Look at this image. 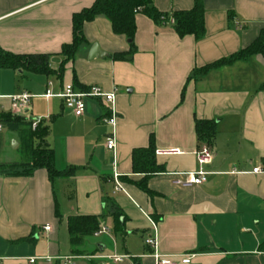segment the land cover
<instances>
[{"label": "crops", "instance_id": "obj_1", "mask_svg": "<svg viewBox=\"0 0 264 264\" xmlns=\"http://www.w3.org/2000/svg\"><path fill=\"white\" fill-rule=\"evenodd\" d=\"M95 0H0V50L48 55L51 74L0 69L1 116L30 124L42 119L55 171L40 168L16 174L32 164L23 149L27 127L0 131V264H154L144 244L156 237V252L192 255L189 264H264V58L251 56L231 66L191 78L200 69L249 47L264 29V0H200L205 36L179 38L170 26H157L143 14L135 17V52L127 60L113 57L130 50V42L112 33L99 16L82 29L86 43L75 58L63 62V45L71 43L72 15ZM160 13L190 11L195 0H152ZM231 17V18H230ZM234 23L242 28L235 29ZM97 45L102 58L88 59ZM63 62V64H62ZM62 67L61 73L59 68ZM49 84V85H48ZM116 91V171L124 192H113L112 154L105 148L111 128L99 100H86L75 117L57 97L65 86ZM31 96L27 117L12 114L9 96ZM214 121L212 162L201 186L177 188L170 174L197 170L196 121ZM177 150L157 156L164 170L146 177L132 171L131 154L147 148ZM37 142L35 143V145ZM9 152L19 155L9 158ZM105 201L125 216L123 234L114 230ZM96 216L109 234L70 244L67 219ZM155 226V230L152 227ZM48 227V230H44ZM106 256L124 257L119 263Z\"/></svg>", "mask_w": 264, "mask_h": 264}, {"label": "trees", "instance_id": "obj_2", "mask_svg": "<svg viewBox=\"0 0 264 264\" xmlns=\"http://www.w3.org/2000/svg\"><path fill=\"white\" fill-rule=\"evenodd\" d=\"M138 14L147 16L157 26H170L179 38L192 36L196 41H199L205 36L204 12L200 0H195V5L190 11H174L171 13L158 12L154 8L152 0H95L90 8L72 15L71 43L62 46L59 56L64 58V63L72 61L80 46L86 43L82 32L84 24L102 16L110 23L114 35L122 36L130 42L129 52L124 55H116L113 60H127L126 57L135 52L133 38L136 32L135 17ZM254 55H261L264 58V29L261 30L258 38L249 47L229 58L221 59L200 69H194L190 79L203 77L212 70L231 66ZM49 59L50 56L48 55L16 56L0 50V69L25 70L34 74L49 75L52 72L49 68ZM61 69L60 66L59 73H61ZM0 122L7 129L14 131L21 127H27V132L23 135V149L30 152L33 156L32 159H34L32 164L11 165L7 167L9 170L21 168L22 172L16 174L30 175L33 171L43 168L47 171L50 179L61 174H67V172L59 173L53 168L51 153L45 145L48 125L40 123L32 131L30 124H25L17 118L0 116ZM216 133V122L205 120L195 122V135L198 143H206L211 146ZM131 162L133 173L144 174L146 177L162 173L164 170L155 162V149L152 140L147 148L133 150ZM105 204L108 215L113 221L115 232L123 234L122 224L125 221V216L114 203L105 201ZM99 220L100 218L96 216H70L67 219V229L71 246L73 248L77 247L84 238L93 236L99 229Z\"/></svg>", "mask_w": 264, "mask_h": 264}, {"label": "built area", "instance_id": "obj_3", "mask_svg": "<svg viewBox=\"0 0 264 264\" xmlns=\"http://www.w3.org/2000/svg\"><path fill=\"white\" fill-rule=\"evenodd\" d=\"M235 29H241L242 26L239 23H234ZM49 85V84H48ZM116 91L106 93L101 88L97 86H92L88 90L76 91L73 86H65L58 95H52L50 90H47L44 97L51 98L57 97L60 99L64 105V108L71 111L75 117H81L84 114L85 110V101L99 100L102 105L107 109L109 116L106 117L103 121L110 128V133L105 138V148L108 152L112 154V183H113V192H124V189L119 182L120 175L116 171V139L114 134V129L116 126V112L114 110V101H115ZM31 96L27 93H19L8 97L10 101V111L12 114H20L24 117L28 111L30 104ZM3 112V108L0 106V116ZM43 120L31 119L29 120L31 130L34 131L37 126L42 123ZM2 123L0 122V131H2ZM180 154L177 150H167V151H156L155 155L157 156H166V155H177ZM197 170L192 172L184 173H173L170 174L172 185L177 188H190L195 186H201L206 182L207 176L209 173L205 170V167L209 166L212 162V151L208 144H200L198 150L195 153ZM264 173V164L257 166L252 169V174H262ZM153 229L155 230L154 224H152ZM44 230H48V227H45ZM109 229L106 226H101L100 229L95 233L96 236L102 234H109ZM144 244L150 250H152V258L154 264H175L174 257L160 255L156 252V237L147 236L144 240ZM192 255H183L180 256L181 264H189L192 259ZM105 258L112 260L114 263L121 262L124 257L118 256H106ZM36 259H30V264H33Z\"/></svg>", "mask_w": 264, "mask_h": 264}, {"label": "water", "instance_id": "obj_4", "mask_svg": "<svg viewBox=\"0 0 264 264\" xmlns=\"http://www.w3.org/2000/svg\"><path fill=\"white\" fill-rule=\"evenodd\" d=\"M104 57V54L101 53V51L99 50L97 45H93L90 49L89 55H88V59L92 60L95 58H102Z\"/></svg>", "mask_w": 264, "mask_h": 264}, {"label": "rangeland", "instance_id": "obj_5", "mask_svg": "<svg viewBox=\"0 0 264 264\" xmlns=\"http://www.w3.org/2000/svg\"><path fill=\"white\" fill-rule=\"evenodd\" d=\"M9 158H20L19 155H17V153H14V152H9Z\"/></svg>", "mask_w": 264, "mask_h": 264}]
</instances>
